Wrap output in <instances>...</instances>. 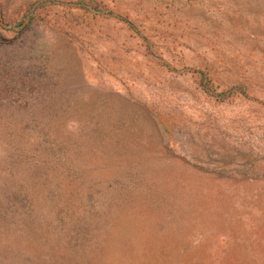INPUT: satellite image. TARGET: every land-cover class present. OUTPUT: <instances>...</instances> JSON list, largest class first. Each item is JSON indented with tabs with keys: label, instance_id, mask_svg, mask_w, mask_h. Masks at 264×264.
<instances>
[{
	"label": "rangeland",
	"instance_id": "rangeland-1",
	"mask_svg": "<svg viewBox=\"0 0 264 264\" xmlns=\"http://www.w3.org/2000/svg\"><path fill=\"white\" fill-rule=\"evenodd\" d=\"M0 264H264V0H0Z\"/></svg>",
	"mask_w": 264,
	"mask_h": 264
},
{
	"label": "trees",
	"instance_id": "trees-1",
	"mask_svg": "<svg viewBox=\"0 0 264 264\" xmlns=\"http://www.w3.org/2000/svg\"><path fill=\"white\" fill-rule=\"evenodd\" d=\"M154 118L156 119L158 126H159V131L163 136H166L170 133V122L167 120L161 119L160 117L157 116V114L154 115Z\"/></svg>",
	"mask_w": 264,
	"mask_h": 264
}]
</instances>
